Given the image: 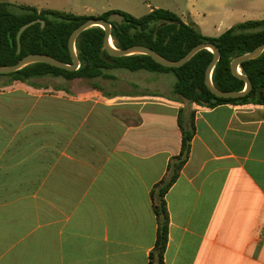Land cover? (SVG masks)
I'll return each mask as SVG.
<instances>
[{
  "label": "crops",
  "instance_id": "obj_1",
  "mask_svg": "<svg viewBox=\"0 0 264 264\" xmlns=\"http://www.w3.org/2000/svg\"><path fill=\"white\" fill-rule=\"evenodd\" d=\"M249 5L172 12L217 37L264 20V1ZM98 80L0 77V264H152L151 192L180 153V110L194 135L164 198L163 263L264 264V105L202 107Z\"/></svg>",
  "mask_w": 264,
  "mask_h": 264
},
{
  "label": "trees",
  "instance_id": "obj_2",
  "mask_svg": "<svg viewBox=\"0 0 264 264\" xmlns=\"http://www.w3.org/2000/svg\"><path fill=\"white\" fill-rule=\"evenodd\" d=\"M113 16L119 17V20H113ZM90 18H99L110 23V35L116 48L125 49L133 45H142L168 61L181 59L197 44H214L219 49L220 58L212 72V83L222 91L244 89V82L232 75L230 63L234 58L264 44V20L239 22L217 37H208L201 33L193 21L190 19L184 21L168 9H152L141 17H134L120 10H108L98 17H92L49 8L37 9L30 5L0 2V66L15 65L29 54L47 55L71 65L72 59L67 45L69 36L74 29ZM38 20L42 21L44 26L37 22L22 33L21 50L17 54L18 30L23 25ZM104 36V30L93 27L77 37L75 48L80 66L75 71L36 63L11 74H0V77L8 78L10 82L22 83L46 76L66 80L83 79L97 89L96 80L115 79L111 74L113 70L130 72L144 70L157 74L171 73L175 76L176 82L172 87L171 98L174 101L185 100L209 108L227 103L264 105V52L257 59L240 65L241 73L252 83V90L247 95L240 99H217L216 103H212L214 96L204 83L206 68L213 58L210 51L198 52L180 68H165L145 55L110 56L103 49ZM178 125L182 135L180 153L170 159L166 176L151 192L152 208L157 223L156 241L150 254L152 264H164L168 234V213L164 198L189 158L190 143L194 135L193 120L184 121L181 110L178 113Z\"/></svg>",
  "mask_w": 264,
  "mask_h": 264
},
{
  "label": "rangeland",
  "instance_id": "obj_3",
  "mask_svg": "<svg viewBox=\"0 0 264 264\" xmlns=\"http://www.w3.org/2000/svg\"><path fill=\"white\" fill-rule=\"evenodd\" d=\"M222 1H228L230 6L240 12H244L243 14L245 15L250 6L249 2H258V0ZM0 2L30 5L37 9L49 8L92 17H98L108 10H120L134 17H141L147 14L150 8H162L175 11L178 7H190L192 3H196V0H0ZM200 12L207 14L206 10ZM223 15V10H216L215 16L222 17ZM262 15L264 16V14ZM112 19L119 20V17L113 16ZM184 20L186 21L187 19L185 18ZM111 73L115 76L114 80H98L106 90L132 91L139 89L145 93H152V95H161L156 97L162 98L163 100L174 101L171 98L173 96L172 87L176 82V78L171 73L157 74L144 70L130 72L121 69L113 70Z\"/></svg>",
  "mask_w": 264,
  "mask_h": 264
},
{
  "label": "water",
  "instance_id": "obj_4",
  "mask_svg": "<svg viewBox=\"0 0 264 264\" xmlns=\"http://www.w3.org/2000/svg\"><path fill=\"white\" fill-rule=\"evenodd\" d=\"M40 22L41 26H44L42 21H33L31 23L23 25L16 34V42H17V54L20 53L21 45H20V37L22 33L29 28L31 25ZM99 27L105 32L103 49L112 57H127L132 55H145L150 57L155 63L161 65L165 68H180L185 65L195 54L202 50H208L212 53L213 58L209 63L208 67L205 71L204 83L206 88L211 92L214 96V99L211 101L212 103H216L217 99H240L247 95L252 90V83L250 79L244 76L241 73L240 65L244 62L257 59L264 52V44L256 47L251 52L246 53L244 55L238 56L234 58L230 63V70L233 76L244 82V89L242 91H222L217 89L212 83V72L214 70L215 65L217 64L220 58L219 49L212 43H200L194 46L184 57L177 61H168L161 56H159L152 49L142 46V45H133L127 47L125 49H118L114 46L112 38H111V25L109 22L99 19V18H90L70 34L68 39V51L70 57L72 59L71 65L64 64L52 57L42 54H29L23 57L20 61H18L15 65L11 66H0V74H11L14 73L28 65L36 64V63H44L50 65L52 67L67 70V71H75L79 68L80 62L77 57L75 42L77 37L84 31L93 28Z\"/></svg>",
  "mask_w": 264,
  "mask_h": 264
}]
</instances>
